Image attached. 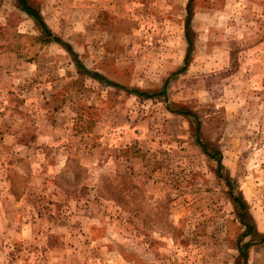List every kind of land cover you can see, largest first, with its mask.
<instances>
[{"label": "rangeland", "instance_id": "374dc122", "mask_svg": "<svg viewBox=\"0 0 264 264\" xmlns=\"http://www.w3.org/2000/svg\"><path fill=\"white\" fill-rule=\"evenodd\" d=\"M27 1L60 41L0 0V264H264V0Z\"/></svg>", "mask_w": 264, "mask_h": 264}, {"label": "trees", "instance_id": "16d2710c", "mask_svg": "<svg viewBox=\"0 0 264 264\" xmlns=\"http://www.w3.org/2000/svg\"><path fill=\"white\" fill-rule=\"evenodd\" d=\"M17 1H18L19 5H20L21 9L26 14H28L30 17H32L36 21V23L38 24V26L43 30V32L46 35H48L49 37H52V38L56 39L57 41H60V39H57L56 37H54L52 35L51 31L47 27V25H46L45 21L43 20L42 16L40 15V13L27 0H17ZM188 27H189V20L187 19L186 20V26H185V35H186V39H187V43H188V49H190L191 46H192V43H191V39L189 37V29H188ZM68 50L71 51V49H69V48H68ZM188 53L186 55L185 61L187 60V58L189 56ZM95 76L98 77V78H100V79H104L105 80V78L101 74H99V73H95ZM164 89H165V85H164ZM142 94L143 95H147V94H144V93H142ZM235 202H236V204L242 206V203H241V201L238 198H235ZM243 218L245 219L244 215L241 216V220H243ZM253 230H254V227H250V225H248V234H253L252 233ZM249 232H251V233H249ZM260 240L261 241H264V236L261 237ZM241 253H242V255H245V250L242 249Z\"/></svg>", "mask_w": 264, "mask_h": 264}]
</instances>
